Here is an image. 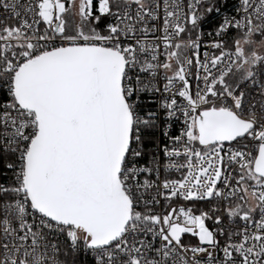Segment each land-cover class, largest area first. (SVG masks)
I'll list each match as a JSON object with an SVG mask.
<instances>
[{"label":"snow or ice","instance_id":"6c2138e0","mask_svg":"<svg viewBox=\"0 0 264 264\" xmlns=\"http://www.w3.org/2000/svg\"><path fill=\"white\" fill-rule=\"evenodd\" d=\"M0 264H264V0H0Z\"/></svg>","mask_w":264,"mask_h":264},{"label":"built area","instance_id":"2783aa9c","mask_svg":"<svg viewBox=\"0 0 264 264\" xmlns=\"http://www.w3.org/2000/svg\"><path fill=\"white\" fill-rule=\"evenodd\" d=\"M206 27H207V26H206ZM201 51H203V49H202Z\"/></svg>","mask_w":264,"mask_h":264}]
</instances>
